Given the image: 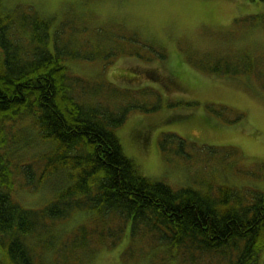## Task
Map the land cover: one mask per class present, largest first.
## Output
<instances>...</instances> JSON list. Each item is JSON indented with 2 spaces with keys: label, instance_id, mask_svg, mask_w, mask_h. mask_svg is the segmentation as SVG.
<instances>
[{
  "label": "trees",
  "instance_id": "obj_1",
  "mask_svg": "<svg viewBox=\"0 0 264 264\" xmlns=\"http://www.w3.org/2000/svg\"><path fill=\"white\" fill-rule=\"evenodd\" d=\"M11 11L0 0V264H92L126 234L121 260L127 264H264V192L152 181L125 156L115 134L132 111L157 110L162 101L192 109L196 102H164L162 89L132 88L129 79L131 87L83 79L65 66L70 60L106 66L123 56L161 62V48L133 32L98 38L93 29L90 39L26 8ZM255 18L264 25V10ZM213 54L196 55L192 66L222 78L243 73L264 88L262 57L243 54L233 62ZM173 77L165 89L177 88ZM168 143L177 153L193 147L163 135L164 156ZM19 179L25 183L17 186ZM25 184L46 191L43 207L15 201L13 193ZM75 214L84 220L61 226Z\"/></svg>",
  "mask_w": 264,
  "mask_h": 264
},
{
  "label": "rangeland",
  "instance_id": "obj_2",
  "mask_svg": "<svg viewBox=\"0 0 264 264\" xmlns=\"http://www.w3.org/2000/svg\"><path fill=\"white\" fill-rule=\"evenodd\" d=\"M2 5L9 11L26 8L31 14L36 12L51 19L53 27L65 23L75 31L82 29L86 38L94 37L93 29L98 30V38L105 31L133 32L141 41L161 48L165 54L161 62L125 56L106 66L83 60L65 62L75 77L131 87L132 83L125 82L129 79L134 81L132 88L162 89L164 102L198 104L192 109L168 108L162 101L157 110L132 111L115 130L123 153L142 176L175 189L193 186L212 191L225 185L264 192L263 86L243 73L222 78L192 66L194 57L206 52L233 62L243 54L264 61V25L255 18L264 4L258 0H2ZM173 76L180 80L177 88L165 89L162 85ZM235 114L242 115L241 119L235 121ZM168 134L193 147L177 153L169 142L164 156L159 141ZM24 183L19 179L17 186ZM25 185L13 193L15 201L25 208L43 207L46 191ZM84 218L75 214L61 226H76ZM125 236L117 248L100 251L92 264H127L121 260L128 240Z\"/></svg>",
  "mask_w": 264,
  "mask_h": 264
}]
</instances>
